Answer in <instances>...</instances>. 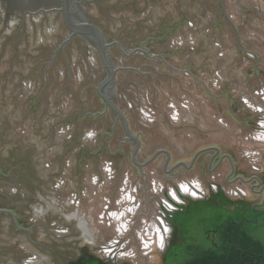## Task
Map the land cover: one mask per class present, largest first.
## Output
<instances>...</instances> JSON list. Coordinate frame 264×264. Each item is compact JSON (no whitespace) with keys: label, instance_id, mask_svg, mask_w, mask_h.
<instances>
[{"label":"water","instance_id":"1","mask_svg":"<svg viewBox=\"0 0 264 264\" xmlns=\"http://www.w3.org/2000/svg\"><path fill=\"white\" fill-rule=\"evenodd\" d=\"M201 199L264 223V0H0V264H157Z\"/></svg>","mask_w":264,"mask_h":264},{"label":"rangeland","instance_id":"2","mask_svg":"<svg viewBox=\"0 0 264 264\" xmlns=\"http://www.w3.org/2000/svg\"><path fill=\"white\" fill-rule=\"evenodd\" d=\"M241 234L259 241L264 248V223L246 219L228 202L201 199L177 218L157 264H184L210 251L221 254L228 239Z\"/></svg>","mask_w":264,"mask_h":264},{"label":"trees","instance_id":"3","mask_svg":"<svg viewBox=\"0 0 264 264\" xmlns=\"http://www.w3.org/2000/svg\"><path fill=\"white\" fill-rule=\"evenodd\" d=\"M238 236L228 239V245L221 254L213 251L202 253L184 264H264L262 244L249 235Z\"/></svg>","mask_w":264,"mask_h":264},{"label":"flooded vegetation","instance_id":"4","mask_svg":"<svg viewBox=\"0 0 264 264\" xmlns=\"http://www.w3.org/2000/svg\"><path fill=\"white\" fill-rule=\"evenodd\" d=\"M202 151H204V150H202ZM201 151V152H202ZM205 151H210V149H207V148H205ZM217 151H218V148L216 147V148H214L213 149V155L215 156L216 155V153H217ZM226 158H228V160H229V163H230V165H231V170H233L234 169V165H233V163L231 162V158L229 157V155L227 154V155H224ZM195 157V156H194ZM221 157L222 156H220V159H221ZM239 176H237V178H238ZM241 178V177H240ZM239 180V179H238ZM176 193V192H175ZM81 257H83L82 259H81ZM79 259H77L76 261H70L68 264H86L88 261H90L91 259H95L96 260V262L99 260L95 255H93V254H91V255H87V254H83L82 256H81ZM81 260V261H80ZM100 261V260H99Z\"/></svg>","mask_w":264,"mask_h":264}]
</instances>
